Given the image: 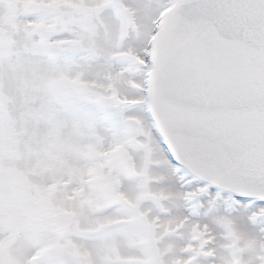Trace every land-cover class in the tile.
Wrapping results in <instances>:
<instances>
[{
	"label": "snow or ice",
	"instance_id": "snow-or-ice-1",
	"mask_svg": "<svg viewBox=\"0 0 264 264\" xmlns=\"http://www.w3.org/2000/svg\"><path fill=\"white\" fill-rule=\"evenodd\" d=\"M0 264H264V0H0Z\"/></svg>",
	"mask_w": 264,
	"mask_h": 264
}]
</instances>
